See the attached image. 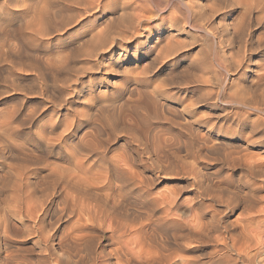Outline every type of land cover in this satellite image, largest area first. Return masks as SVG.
<instances>
[{
  "label": "rangeland",
  "instance_id": "obj_1",
  "mask_svg": "<svg viewBox=\"0 0 264 264\" xmlns=\"http://www.w3.org/2000/svg\"><path fill=\"white\" fill-rule=\"evenodd\" d=\"M202 1L206 4L203 9L210 8V14L202 11L205 16L201 19L194 16L190 19V23L195 21L191 27L183 22L170 28L167 19L171 8L158 12L166 4L164 0H107L105 10L86 14H82L77 0H0V207L14 205L15 181L35 180L37 187H45L60 170L76 165L84 175L95 178L91 181L96 183L94 187L90 176H83L84 196L88 192V199L94 195V200L105 199L104 192L108 193L109 201L114 196L119 202L108 201L113 206L111 211L115 208L128 223L163 216L160 203L154 200L159 193L177 191L181 201L196 195L188 172L181 167V159H186V145L195 149L198 144V138L193 137L200 119L209 125L224 123L234 128L241 120L264 122V113L234 102L245 98L264 107V81L260 78L261 86L256 83L261 73L257 69L264 66V0ZM104 2L101 0V4ZM175 3L182 7L180 2ZM139 11L144 16L137 27L133 21ZM157 13L165 15L164 18L160 20L155 16ZM256 17L262 18L259 26L255 25ZM229 22L235 25L224 29L222 38L230 46L233 42L231 48L236 50L240 42L236 34L244 33L247 51L239 70L235 71L230 62L235 73L230 70L227 76L224 70L214 68V51L198 27L210 25L213 32L222 35L224 25ZM227 34L233 37L230 39ZM258 36H262L259 44L255 39ZM211 79H217L214 85ZM222 82L227 85L223 95L219 88ZM213 88L215 94L211 93ZM207 90L208 94L204 92ZM190 100L198 104L192 106ZM192 109L191 114L188 111ZM188 126L194 130L187 129ZM211 138L214 141L215 135ZM231 139L233 136L226 134L219 143L215 140L219 151L215 150L213 156L224 151V140ZM233 141L231 145L235 146L242 139ZM229 148L233 147L228 144ZM156 158L169 164V170L157 169ZM261 193L264 189L259 193L263 197ZM216 203L215 207L222 211L223 224L220 223L224 225V205ZM257 203L254 205L259 206L257 210L264 207V197ZM245 212L237 209L231 219L242 217ZM174 217L195 226L190 215ZM13 221L17 224L13 225ZM11 222L8 231H13L7 237L0 234V260L13 252L12 255L23 257L26 264H41V247L31 235L20 231L17 219ZM159 230L158 233L162 231ZM157 241L160 244L150 241L153 249L164 253L169 249L178 263L222 264L217 261V254H209L210 246L200 243L194 235L180 238L177 244ZM8 259L6 263L11 262Z\"/></svg>",
  "mask_w": 264,
  "mask_h": 264
},
{
  "label": "bare ground",
  "instance_id": "obj_2",
  "mask_svg": "<svg viewBox=\"0 0 264 264\" xmlns=\"http://www.w3.org/2000/svg\"><path fill=\"white\" fill-rule=\"evenodd\" d=\"M106 1L107 0H105V2ZM164 1H166V4H164L165 6L162 8L159 6L161 9H157L159 10L158 12H164L167 9L171 8L169 9L171 12L168 10L170 13H167L169 15L167 19V25H169L170 28L171 26H177L180 23L182 24L183 22L187 23L190 26L195 22L193 21V23H190V19H192L194 16L197 15L196 17H199L200 19L201 16H205L202 11L206 10L203 9L206 8V4L202 0H190V2L186 1L188 3L182 2L181 0ZM175 1H177L178 3L180 2L182 7L180 8L175 3ZM72 3L74 2L72 1ZM77 3L81 5L82 14L90 13L92 10H95L96 12L97 9H100V11H102L101 9H104V7L107 6V2L105 4H101V0H77ZM249 7L251 8V6ZM107 8H109V6ZM211 9L213 10V8ZM176 11L179 12V16H177L178 14L176 13ZM249 11L250 10H248V13H244L250 15ZM78 12H80V10H78ZM208 12L210 14L212 11ZM213 14L216 15L215 11ZM141 16L143 17L144 14L139 11L135 16L136 20L132 18L134 20V24L136 23L137 27L138 24H140ZM155 16H158L159 19L162 20L165 15L160 16V14L157 13V15ZM212 16L210 15V18H212ZM255 19L256 24L255 22L254 24L258 26L261 25L262 18L256 17ZM202 20H205V18H202ZM247 20L249 24L248 26H250V20H252L250 16ZM141 21L143 22V20ZM145 24L147 25V23ZM244 24L247 23L244 22ZM196 25L197 24H195V26ZM229 25L230 22L226 23V27L224 25L223 31H221L222 33L220 32L222 35L217 34L218 32L215 33L216 31L213 32L209 27L210 25H197L199 26L198 30L201 32V34H203L202 36H204V40L208 41V43L206 42V44H209L208 46H210V48L214 51V68L219 67L220 70H224L227 76L231 73L230 70L232 64L235 71L239 70L242 67L243 61L246 59H244V53L247 51V48L245 49L247 39H245L246 36L244 33L236 34V37H238L240 40V46L237 44L236 46L238 47L236 48V50L234 49L235 51L231 48L232 46L234 48V45L232 44V41L234 40H229L232 42V46H230L229 42H227V40H224V37L222 38V36L224 35L223 32H225V30H228L227 27H229ZM130 28L132 29L131 26ZM175 28L179 30V27ZM192 28L194 29V27ZM219 30L221 29L219 28ZM237 31L239 32V30ZM231 32H233V30ZM190 34L192 35V33ZM201 34H199V36ZM227 35L229 36V34ZM232 35L233 34H230V39L233 37ZM169 36L171 35L169 34ZM261 37L262 36H258V38H255L257 40V44L260 43ZM169 39L171 40L172 38L169 37ZM248 40L251 39L249 38ZM256 40H254L253 42H255ZM166 43L169 44V42ZM241 50L243 51L242 53ZM230 62H232V64ZM211 64L213 63L211 62ZM226 65L231 67L228 68V66L226 67ZM220 70L218 69L219 72ZM231 71H233V69ZM235 71H233V73H235ZM257 71H261V73L257 75L255 72V74L258 76L256 77L259 78V81L256 83L261 86L260 83L262 81L260 82V78L264 81V66L262 65V68H260V70L257 69ZM207 79H210V77H207ZM216 80H212L211 84L214 85L213 81L216 82ZM217 84L219 85V83ZM262 85H264V82L262 83ZM219 88L222 93L221 95H223L225 93L227 85L222 82L219 85ZM211 90L210 91L212 93L214 88ZM204 92H207L208 94V90ZM213 93L215 94L216 92L214 91ZM218 94L219 96H221L220 91L218 92ZM201 96H199V98ZM240 99L241 98L235 99L234 102L243 104L249 107L250 110L252 109L254 111L256 110L257 112L264 113V107L255 106L251 101L245 98H242L241 100ZM191 100L189 102L191 103V105L198 104H195V101L191 102ZM193 111L194 110L192 109L188 112L191 113ZM216 115H219V112L215 113L214 116L216 117ZM201 121L203 120L200 119V123H197L199 125L195 130L196 136L193 137V139H196V137L198 138L197 146L195 145V149L194 147L193 149H189V146L186 145L188 148H186V151L184 150L186 159H181V167L182 169H184L185 173L188 172L191 178V186L192 188H194L196 195L188 201H181L180 198H178L177 191H172L171 193H159L156 197H154V200L160 203L162 212L164 213L163 216H159L157 219H147L144 222L139 221L132 224L128 223L125 219H122V216L119 215L120 212H116L115 208L114 211H111L113 206H111L109 202L113 201V199L115 198L114 196L113 198H111L112 201H109L110 199H108V193L104 194L103 192L102 196L106 195L105 199L97 197V199L94 200L93 198L95 197V195L94 197H92L90 196V194L89 196L90 198H92L88 199V192H85L87 193L86 197L83 194L85 190L84 188L86 187L84 186L86 185L85 181L84 184H82L83 176L86 175L79 171L80 169L79 167H77L76 162L73 164L76 165V168L73 167V169L65 168L60 170L59 173L54 176V178H52L51 182H49L51 184L48 186L45 185V187H37L38 181L35 184V180H27V177L24 178L26 179V181H15L14 184H16V201L14 205L5 208L0 207L2 208L0 234L2 233V235L4 234L5 236L7 234L9 235L10 231H8V226L9 224H12V222L9 223V221L11 219H17L21 225V227L19 225V228L23 229H21L20 231L27 235H31L34 238L33 242L41 247L40 249L42 250L43 254L42 260H40L41 264H181L182 262L178 263L175 259V256L171 251H169V249H167V253L155 251L150 241L159 243L157 240L160 239L165 243L174 241L173 243L177 244L180 238L186 239L192 237L193 235L200 243L210 246L209 254H217L216 259L219 263L264 264V207H262V205L260 206V209L257 210L256 208L259 207L257 205L256 208H254V205H256V203L258 201H261L264 197H262L261 195L259 196L260 191L264 189V155H262L264 153V122H260L262 120H259V122L254 120L256 122L248 123V121L242 122L241 120V122L236 123V121L234 120L236 125H238L237 128H234V125L233 127L228 123V125H225L224 123H222V125H216L214 123L209 125L207 124V121ZM189 126L191 127V125ZM189 126L188 128H186L191 130ZM212 134L215 135L214 139L218 141V143L221 139H224V136L226 134L231 135L234 138L230 141L224 140V151L222 153L218 152L221 154L216 157L213 156L215 154H212L216 150V145L214 144L216 141L214 140V142L211 140ZM256 135L258 136L255 137ZM238 139H242L241 144L235 146L231 145L232 143H234L233 140ZM188 141L190 143L192 139H189ZM228 144L233 148H229L227 150ZM217 151L219 150H216V152ZM75 158L76 157H74V159ZM158 158L155 159L158 164L157 169H168L169 164H163ZM187 158L190 161H187ZM77 159L76 161L79 162L80 159ZM71 160H69V162ZM69 162L68 164L71 165L70 163L72 161L70 163ZM84 170L86 169H82L83 172H85ZM90 175H87L86 177ZM90 179L91 180L88 179L90 183L93 179L95 180V178H91V176ZM94 184L96 183L94 182ZM94 184L91 183V185ZM97 194L101 195V193ZM261 194L264 195V193ZM114 201L116 202L117 200L114 199ZM115 202H113L114 206ZM117 202H119V200ZM214 202H217L216 204L224 205V225H221L222 211L215 207ZM117 206H119V204H117ZM237 209L246 210V212L244 215H242V217L239 216L240 218L235 217L234 219H231L232 213ZM176 214L178 216L184 217L190 215L192 218L191 221L194 222L195 226H192L190 222H187V224H185L184 221H181L183 219L180 220L179 217H174ZM14 222L15 221H13V225H15ZM159 229L162 231H160ZM158 230L160 231V233H158ZM218 231L220 232L217 233ZM22 235L24 236V234ZM5 241L7 240L5 239ZM5 247L7 248V246ZM12 253H10V257H3L4 259L0 260V264H11L12 261H14V264L27 263L25 262V260L23 261V257L19 258L20 255L17 256L18 254L16 255V257L15 255H12ZM134 255L136 258H133ZM7 259L9 261L11 260V262L6 263Z\"/></svg>",
  "mask_w": 264,
  "mask_h": 264
}]
</instances>
